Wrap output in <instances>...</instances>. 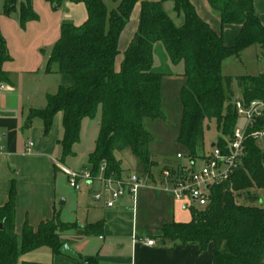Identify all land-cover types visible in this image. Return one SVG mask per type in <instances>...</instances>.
I'll use <instances>...</instances> for the list:
<instances>
[{
    "label": "trees",
    "instance_id": "16d2710c",
    "mask_svg": "<svg viewBox=\"0 0 264 264\" xmlns=\"http://www.w3.org/2000/svg\"><path fill=\"white\" fill-rule=\"evenodd\" d=\"M53 9L61 8L67 0H46ZM84 3L88 18L82 25L64 22L48 60L46 74H58L61 83L55 94L47 96L43 108L31 109L25 129L36 118L44 122L49 133L56 114L62 113L63 137L59 141L64 156L74 154L80 142L82 122L96 118L101 122L95 148L89 153L87 169L97 175L105 164V175L120 176L124 151L139 161L151 175L157 165L150 145L153 135L144 127L146 119L165 117L162 111L161 83L163 74L153 70L154 46L162 43L170 61L184 64V84L179 98L182 114L177 141L196 158V147L210 122L216 123L222 137L215 145L224 148L239 118L233 106L234 83L245 103L264 101V72L257 76H224L222 65L229 57L239 58L244 50L259 45L264 56V25L255 11L256 0H207L221 20L216 31L203 20L189 0L141 1L139 28L124 53L120 69L116 59L120 54V36L130 21L140 0H113L108 9L104 0H69ZM171 1L179 25L166 12L165 2ZM19 12L22 28L39 16L31 0H4V12ZM226 25L240 26L234 44L224 40ZM11 61L5 38L0 32V85L9 82L4 64ZM58 65L52 71L51 64ZM264 127V116L257 120L249 133ZM175 166L166 165L173 170ZM246 194L248 202L238 201L230 189ZM264 189V151L257 140L248 137L242 165L229 182L211 187L209 203L193 207L189 223H168L160 238L165 241L196 244L200 252L212 245L213 264H264V205L256 190ZM16 190L13 185L9 200L0 207V264H20V258L42 248L59 254L65 241L62 233L75 229L77 235H99L104 223L78 228L64 223L59 215L37 228L25 223L21 234L15 231ZM36 264V263H23Z\"/></svg>",
    "mask_w": 264,
    "mask_h": 264
},
{
    "label": "crops",
    "instance_id": "0c3cea01",
    "mask_svg": "<svg viewBox=\"0 0 264 264\" xmlns=\"http://www.w3.org/2000/svg\"><path fill=\"white\" fill-rule=\"evenodd\" d=\"M141 1L145 0H140L136 4L130 21L120 36L118 43L120 54L116 59L117 69H120L124 53L138 31ZM189 1L195 6L200 17L214 30L221 29V20L207 0ZM115 6L116 4L113 3V7L108 9L111 10ZM61 8L65 19L63 23L69 22L79 26L88 18L84 3L67 0ZM164 8L177 24H183V15L176 13L171 1L165 2ZM255 11L264 25V0L255 1ZM239 31L240 26L226 25L225 44L232 46ZM8 62L4 64V70L8 73L9 82L3 83L7 89H0V138L4 145V150L0 152V207L8 202L9 193L14 185L16 190L15 231L17 234H21L26 222L37 228L41 222L53 219L56 214L64 223L77 225L78 228L99 222L104 223L103 231L99 235L81 236L76 234L75 229L62 234V240L69 246L71 245L79 255L80 262L60 253L54 254L49 248H42L23 255L20 258V264H213L212 245L206 251L200 252L196 244H182L160 238L165 224L189 223L192 220V209L196 207L189 198L176 199L170 190L165 189L162 174L160 181L150 175L156 187L145 189L143 187L140 190L135 210L128 196H125L117 207L107 208L103 201H97L94 198L95 186L97 185L99 191L102 188L101 185L84 184L83 186L88 189L87 192L93 196V201L85 209V218L81 220L83 222L79 220L77 212L79 194H76L72 216H67L63 208L67 205V201L62 200L63 204H58L64 196L58 186V174L66 177L67 181L68 177L56 164L60 163L56 155L59 152L62 153L59 144L64 132L62 113L59 112L54 117L49 133L45 132L44 122L40 118H36L32 126L25 129L24 125L31 109L38 107L31 104L24 105L25 96L17 93L15 84L6 69ZM164 75L169 76L170 74L164 72ZM182 78L184 79L183 73ZM234 88H237L236 83H234ZM55 93L44 91V103L40 108L46 106L47 96ZM239 97L240 95H235V98ZM178 165L180 163L174 166ZM86 168L87 162L81 169ZM164 169L165 167L161 169V173ZM84 191V188L81 191L74 190L76 193H84ZM63 235H69L72 241L67 237L65 239ZM148 239L154 240V245H148Z\"/></svg>",
    "mask_w": 264,
    "mask_h": 264
},
{
    "label": "rangeland",
    "instance_id": "374dc122",
    "mask_svg": "<svg viewBox=\"0 0 264 264\" xmlns=\"http://www.w3.org/2000/svg\"><path fill=\"white\" fill-rule=\"evenodd\" d=\"M104 2L108 8L113 7L114 2L112 0H104ZM31 4L39 19L28 22L25 28H22L19 12L6 15L4 12V0H0V32L6 40L11 57V61L6 64V69L15 84L17 93H22L25 96V106L31 104L39 109L44 103L43 92L55 93L61 83V76L57 74L47 75L45 74V69L65 19L63 9H53L52 5L46 0H31ZM169 13L171 14V12ZM50 68L55 72L58 70V65L53 63ZM153 70L163 75L164 72L170 74L169 76L164 75L161 83L162 111L165 117L156 120L146 119L144 121L145 129L153 135L150 152L153 160L157 163L150 172L154 179L160 181L162 168L166 165L174 166L179 163L189 164L190 154L177 141L182 114L179 92L184 83L182 78L184 64L175 65L171 63L163 44L159 42L154 46ZM263 71L264 56L259 45L247 48L239 58H227L222 65V74L234 78L245 75L257 76ZM234 92L236 96L240 95L238 88ZM100 122L101 111L98 112L96 118L85 119L82 122L80 142L74 146V154L64 156L63 153L59 152L56 155L59 162L73 169H81L87 162L88 154L95 148ZM220 137H222V133L217 129L216 123L214 121L210 122L204 137L197 143L195 154L196 168H200L205 164V158L213 149L212 144L216 143ZM257 143L264 151V141L260 140ZM178 154H182L183 158H177ZM119 158L123 162V176L135 173L143 180V189L156 187L153 179L143 170L139 161L130 151H124L119 155ZM58 186L64 194L58 204H63L62 200L67 201V205L63 207L67 216H72L76 194H79L77 212L79 220H83L86 215V207L92 204L93 201V196L87 192L88 189L83 186L85 189L84 193L74 192L67 178L60 174H58ZM94 190L98 191L97 185ZM230 191L236 196L238 201L248 202L246 194L238 198L237 195H240V192L234 191L233 188ZM255 193L258 198L263 199L264 205V189L256 190ZM66 237L72 241L69 235L64 236L65 239Z\"/></svg>",
    "mask_w": 264,
    "mask_h": 264
},
{
    "label": "built area",
    "instance_id": "2783aa9c",
    "mask_svg": "<svg viewBox=\"0 0 264 264\" xmlns=\"http://www.w3.org/2000/svg\"><path fill=\"white\" fill-rule=\"evenodd\" d=\"M0 89L7 88L0 85ZM233 106L238 115L239 124L224 148L215 145L205 158V164L200 168H196V160L190 159L189 164H180L173 170L165 168L162 171L165 189L170 190L176 199L189 198L196 207L206 206L210 200L211 187L229 182L235 171L242 165L248 137L264 141V127L249 133V129L264 116V101L253 100L247 104L240 98H234ZM3 150L4 145L0 138V152ZM177 157L183 158L182 154H178ZM56 164L68 177L69 185L75 191H81L83 185L87 183L98 184L102 188L94 193V198L97 201H103L107 208L117 207L120 201L128 196L133 203V209H136L140 190L144 187L143 180L137 174L106 176L104 164L99 173L94 175L87 168L74 170L60 163ZM147 243L154 245L155 241L148 239Z\"/></svg>",
    "mask_w": 264,
    "mask_h": 264
},
{
    "label": "water",
    "instance_id": "95a60500",
    "mask_svg": "<svg viewBox=\"0 0 264 264\" xmlns=\"http://www.w3.org/2000/svg\"><path fill=\"white\" fill-rule=\"evenodd\" d=\"M215 146V143L212 144V147ZM4 228V224L0 223V229L2 230ZM60 254L66 257H69L73 260H76L78 262L81 261L79 255L68 245L64 244L62 248L60 249Z\"/></svg>",
    "mask_w": 264,
    "mask_h": 264
}]
</instances>
